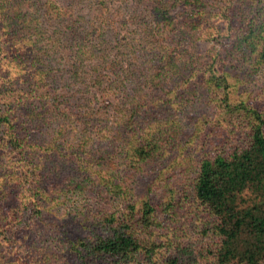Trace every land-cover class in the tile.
<instances>
[{
	"label": "trees",
	"instance_id": "trees-1",
	"mask_svg": "<svg viewBox=\"0 0 264 264\" xmlns=\"http://www.w3.org/2000/svg\"><path fill=\"white\" fill-rule=\"evenodd\" d=\"M82 1L0 0V264H264V0H88L97 21L73 16ZM113 8L139 30L112 28L114 45ZM199 42L212 47L198 54ZM95 60L113 119L76 96L91 90L82 67ZM106 130L105 155L71 146L77 134L105 142ZM112 158L92 188L86 170ZM49 182L57 200L97 191L95 210L60 221Z\"/></svg>",
	"mask_w": 264,
	"mask_h": 264
},
{
	"label": "rangeland",
	"instance_id": "rangeland-1",
	"mask_svg": "<svg viewBox=\"0 0 264 264\" xmlns=\"http://www.w3.org/2000/svg\"><path fill=\"white\" fill-rule=\"evenodd\" d=\"M130 5H133L131 7H135V3L134 2H130ZM115 8L112 9V11L110 12V21L109 23H111L109 26H107L105 28L107 36H106V41H108L109 43H111L112 45L115 44V38L111 37V31L112 28H115L116 33H120V35H131V34H135V32L139 31L137 29L136 23L128 18V15H124L125 8H122L123 12H119V11H114ZM178 15L181 16L183 13L186 12V8L184 5H181L178 9H177ZM87 15L89 18H92L94 21L99 20L100 18V12L98 10V8L94 5H92L88 0H84L82 2H80L79 8L77 9L76 14L74 13L73 16L74 17H78V16H84ZM108 15V14H106ZM123 15V16H122ZM108 23V24H109ZM106 24V25H108ZM97 35V34H95ZM212 47L211 43H206V42H199L197 43V47H196V52L198 54H204L206 53V51ZM102 49H104L102 46L100 47ZM112 55V52H110ZM116 50L113 48V55L111 56L110 60H113L114 57L116 56ZM100 56H102V53L100 52ZM65 64L67 65L68 63L70 64L68 58H66V60H64ZM106 62H103V60H95V61H91L90 62H86L84 64V66L82 67L83 72H82V81L84 82L83 79L88 78V85L91 86V90L88 92H81L80 94H76L77 97H82V100H80V105L83 106L82 107V111L86 110L87 112L89 111V108H87V105H90L97 108V107H101L102 110H104V117H109L110 119H113L114 117L117 116V110L119 111V107L117 109H114L113 107H109V109L105 108V105L101 103L100 100H98V97L101 96V85L99 84H106L108 83V77L107 76V72L108 70H106ZM263 71H264V67H263ZM263 75H259V73L256 75L258 80L262 79V83L264 82L263 78H260ZM257 81V80H256ZM85 89V88H84ZM94 89V90H93ZM264 100L263 96H259L258 101L259 100ZM100 101V102H99ZM99 105V106H98ZM109 110V111H108ZM98 112H101V110H99ZM119 113V112H118ZM180 126L182 127V133H183V137L182 139H184L185 141H187V144L191 147H187L188 149H192L193 151H195L196 149V145L191 138V135L195 129L194 127V121L191 119H186L184 120ZM41 132V128H37L34 130V133H39ZM106 135H107V140L104 142L102 139H93V142H89V140L87 139V137H83V135L77 134V136L72 135V140H71V146L74 147H79V146H85V149H89L93 154H95L97 157L98 156H102L105 155L106 152L109 151V147L107 146L108 144V140L110 141L112 139V137H114V134L111 130H106ZM70 134V133H68ZM67 134V136L69 137V135ZM41 135V133H40ZM51 137L46 136V140L51 141ZM61 143H64V136H62L61 138ZM84 142H87V144H84ZM60 144V143H59ZM82 152V150H81ZM167 153L169 154V157H172L173 155L175 156L176 154H179V150L178 149H172ZM81 158H80V165L84 168L88 167V163H87V156L83 153L80 154ZM38 159V157H37ZM85 161V162H84ZM1 164V163H0ZM120 164L119 160L117 158H112L111 160H108L106 162H104V160H101L100 163L95 162V165L92 168H88L86 170V172L88 174H90V176H92V183H93V187H95L94 184H98L97 182L100 181L101 179V175L104 176H108L109 175V170L111 171V169H115L118 167V165ZM82 169V170H83ZM79 171L81 172L80 168L78 169V171H76L75 173L72 170V175H74L76 178L79 177L77 176L79 174ZM100 172V173H99ZM63 177H66L67 174L64 172H61ZM8 191H6L5 193V198H4V202H5V206L9 205L7 207H16L18 205L21 204V200L19 199L20 193H18V189L13 185L12 187L7 186ZM45 192L49 197V205L52 206V208L55 210V213L57 215V218L60 221H68L69 219H71V214L72 213H83L84 215L86 214L87 211H89V209H91L92 211L95 210L96 208V204H97V191L93 194V193H89L87 197L82 196L77 194L75 195L74 193H69L67 195L63 194L61 196H58V198H60L59 200L55 199L57 197V194H55L53 192V187H52V183L49 182L46 186H45ZM1 201H3V199H1ZM4 204V203H3ZM47 217V216H46ZM49 220H53L52 218H50ZM191 227V222L188 224ZM189 234L190 231H188L187 236H185L186 240H189ZM36 238H33L36 242L37 245H41L40 244L42 242L44 233L43 232H36L34 235ZM51 238H43V243L45 245H49V243L51 241Z\"/></svg>",
	"mask_w": 264,
	"mask_h": 264
}]
</instances>
